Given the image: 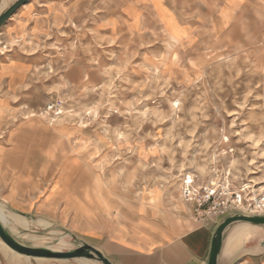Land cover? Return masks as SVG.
<instances>
[{
  "label": "rangeland",
  "instance_id": "374dc122",
  "mask_svg": "<svg viewBox=\"0 0 264 264\" xmlns=\"http://www.w3.org/2000/svg\"><path fill=\"white\" fill-rule=\"evenodd\" d=\"M30 1L46 19L45 30L0 41V51L31 65L29 101L18 115L71 128L70 145H96L100 181L122 194L130 222L139 199L151 195L161 223L175 211L188 213L191 228L201 223L180 197L185 174L198 185L216 176L261 191L264 0H242L234 8L227 0H164L187 30L181 43L170 39L148 0ZM255 229L245 245L262 251L264 229ZM15 236L28 246L64 252L98 245L43 225ZM18 259L0 248L1 264Z\"/></svg>",
  "mask_w": 264,
  "mask_h": 264
},
{
  "label": "crops",
  "instance_id": "0c3cea01",
  "mask_svg": "<svg viewBox=\"0 0 264 264\" xmlns=\"http://www.w3.org/2000/svg\"><path fill=\"white\" fill-rule=\"evenodd\" d=\"M148 2L170 39L176 43L187 39V30L164 0ZM241 4L242 0H227L226 7ZM221 16L226 13L222 11ZM45 28L46 19L28 1L2 25L0 41L41 33ZM31 72L24 59L0 51V207L28 222L27 227L7 224V231L16 238V233L29 226L67 229L98 241L96 248L113 264H206L217 222L191 228L188 213L175 211L161 223L160 207L151 195L139 199L143 202L136 203L130 222L122 194L113 193L109 184L100 181L96 145H70L65 141L75 135L71 128L18 115L20 105L29 101ZM247 231L257 233L256 229ZM245 244L234 251L228 247L221 264H264V250ZM15 256L23 264L28 258Z\"/></svg>",
  "mask_w": 264,
  "mask_h": 264
},
{
  "label": "water",
  "instance_id": "95a60500",
  "mask_svg": "<svg viewBox=\"0 0 264 264\" xmlns=\"http://www.w3.org/2000/svg\"><path fill=\"white\" fill-rule=\"evenodd\" d=\"M28 1L30 0H16L7 7V9L0 14V28ZM255 228L264 229V214L234 211L221 217L217 221L212 233L206 264H221L222 257L228 253V247L233 235H237L245 230L247 231V229ZM0 240L14 253L28 258L53 260L87 259L94 260L99 264H113L100 250L85 243H81L77 248L65 252L44 247L25 245L19 242L9 231H7L1 220ZM263 242L264 241H260V243Z\"/></svg>",
  "mask_w": 264,
  "mask_h": 264
},
{
  "label": "built area",
  "instance_id": "2783aa9c",
  "mask_svg": "<svg viewBox=\"0 0 264 264\" xmlns=\"http://www.w3.org/2000/svg\"><path fill=\"white\" fill-rule=\"evenodd\" d=\"M260 189L257 191L251 184L234 187L227 178L220 182L216 176L198 185L194 175L185 174L180 183V197L191 206L195 221L217 222L234 211L264 214V183Z\"/></svg>",
  "mask_w": 264,
  "mask_h": 264
},
{
  "label": "bare ground",
  "instance_id": "6f19581e",
  "mask_svg": "<svg viewBox=\"0 0 264 264\" xmlns=\"http://www.w3.org/2000/svg\"><path fill=\"white\" fill-rule=\"evenodd\" d=\"M11 0H1L0 1V8L1 10L7 9L9 7ZM0 220L3 223V225H15V226H21V227H27L28 222L24 220L22 217L10 214L4 211L2 207H0ZM248 227V226H247ZM250 227V226H249ZM15 234V232L13 233ZM250 237L249 231L240 232L239 234H235L232 237L231 243L229 245L231 250H237L242 247L243 243L248 240ZM0 248H2L5 251H9L15 255H18L11 251L1 240H0ZM35 259H42V258H35Z\"/></svg>",
  "mask_w": 264,
  "mask_h": 264
}]
</instances>
